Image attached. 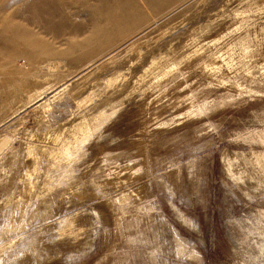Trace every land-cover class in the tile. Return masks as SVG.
<instances>
[{"label":"rangeland","instance_id":"rangeland-1","mask_svg":"<svg viewBox=\"0 0 264 264\" xmlns=\"http://www.w3.org/2000/svg\"><path fill=\"white\" fill-rule=\"evenodd\" d=\"M57 2L0 56V264H264V0Z\"/></svg>","mask_w":264,"mask_h":264},{"label":"bare ground","instance_id":"bare-ground-1","mask_svg":"<svg viewBox=\"0 0 264 264\" xmlns=\"http://www.w3.org/2000/svg\"><path fill=\"white\" fill-rule=\"evenodd\" d=\"M13 4H16V2L13 0H0V10H7ZM123 10L125 11L127 9L124 8ZM10 14H12V19H16V15L19 14H26L27 18H21L20 21L11 23V25L7 27L8 30L9 28H11V30H14V34H12L11 36H0V56H4L5 54L10 53L11 56L16 58L17 47L21 43L29 41L27 38L20 37L17 28L20 30L22 28L23 32L25 34H28L30 33V25L37 24L43 26V28H45V30L50 34L59 36L65 25V20H61V23H59V25L54 24V22L52 21V18L54 16L62 14L59 10L57 0H22L21 2L19 1V4L16 5V7L10 12ZM116 37L118 36L109 35L104 38H100L95 42V46H104L113 41ZM84 42L87 41L85 40ZM44 53L49 55L65 54V52H62L59 49L52 50L49 47L46 48V51Z\"/></svg>","mask_w":264,"mask_h":264}]
</instances>
